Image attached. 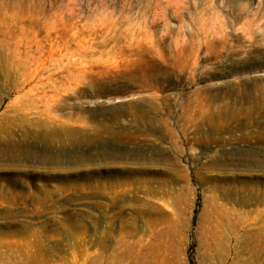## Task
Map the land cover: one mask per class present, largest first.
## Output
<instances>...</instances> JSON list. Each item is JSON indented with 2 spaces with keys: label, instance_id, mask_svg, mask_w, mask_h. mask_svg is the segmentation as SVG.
<instances>
[{
  "label": "rangeland",
  "instance_id": "374dc122",
  "mask_svg": "<svg viewBox=\"0 0 264 264\" xmlns=\"http://www.w3.org/2000/svg\"><path fill=\"white\" fill-rule=\"evenodd\" d=\"M247 96L264 0H0V264H264Z\"/></svg>",
  "mask_w": 264,
  "mask_h": 264
},
{
  "label": "bare ground",
  "instance_id": "6f19581e",
  "mask_svg": "<svg viewBox=\"0 0 264 264\" xmlns=\"http://www.w3.org/2000/svg\"><path fill=\"white\" fill-rule=\"evenodd\" d=\"M229 94V93H228ZM230 95H232V94H230ZM245 99V98H244ZM211 100V99H210ZM245 100H252V102L253 101H255L256 100V102H258V103H260V102H262V103H264V99H261V98H254V97H252V96H247L246 97V99ZM239 101V100H238ZM251 102V101H250ZM249 102V103H250ZM255 103V102H254ZM237 104V103H236ZM241 104V103H240ZM244 104V103H243ZM242 104V105H243ZM232 105V104H231ZM234 106H236V105H234ZM256 107V106H255ZM251 108V107H250ZM256 108H258V107H256ZM255 109V108H254ZM252 110V109H251ZM183 111V110H182ZM223 111V110H222ZM253 111V110H252ZM180 115H182V114H180ZM227 115V114H226ZM260 115V114H259ZM183 117V116H182ZM183 119V118H182ZM224 119V118H223ZM210 120V119H209ZM236 120V119H235ZM244 120V119H243ZM239 122V121H238ZM246 124V123H245ZM39 125V124H38ZM223 125V124H222ZM241 125H242V123L240 122V123H237V127L238 128H241ZM206 126V125H205ZM212 126V125H211ZM39 128H40V131L39 132H36V133H32V134H30V138L33 140V142H39V143H42V145H45V146H47V147H49L50 145H51V143L53 142V138H54V133H52L51 131H49V132H46V131H43L41 128V126H38ZM214 127V126H213ZM219 128V127H218ZM224 129V128H223ZM212 130V129H211ZM240 130V129H239ZM63 131V130H62ZM222 131V130H221ZM227 131V130H226ZM211 133V132H210ZM213 133V132H212ZM253 133H254V131H253ZM247 134V133H246ZM250 134V133H249ZM257 134H261L260 132H257ZM80 135V134H79ZM27 137V136H26ZM77 137V136H76ZM91 137V136H90ZM74 139V138H73ZM72 139V140H73ZM80 141H82V142H87V143H92V141H93V139H91V138H89L88 136H85L83 139H81ZM81 144V143H80ZM8 148V147H7ZM10 148V147H9ZM11 148H12V146H11ZM15 156V155H14ZM18 157V156H17ZM20 157V156H19ZM88 185V184H87ZM90 188V187H89ZM261 192V191H260ZM250 198H252V195H250L249 196ZM23 199H27V196H23L22 197ZM32 199V198H31ZM248 199V198H247ZM246 199V200H247ZM33 200V199H32ZM234 200V199H233ZM246 200H238V203H240V204H243ZM254 200H256V197L254 198ZM228 211V210H227ZM138 243V242H137ZM124 254V253H123Z\"/></svg>",
  "mask_w": 264,
  "mask_h": 264
}]
</instances>
